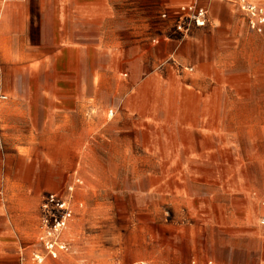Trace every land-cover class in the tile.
Masks as SVG:
<instances>
[{
  "label": "crops",
  "instance_id": "1",
  "mask_svg": "<svg viewBox=\"0 0 264 264\" xmlns=\"http://www.w3.org/2000/svg\"><path fill=\"white\" fill-rule=\"evenodd\" d=\"M251 1L264 6V0ZM192 2L208 9L209 22L181 36L173 18L181 6ZM164 10L166 17L161 18ZM181 47L183 56L197 60L199 69L205 63L222 69L209 56L219 61L228 57L230 87L237 85L239 69L245 70L242 74L249 80L259 76L250 70L259 68L264 87V23L257 24L228 1L0 0V93L37 94L42 99L51 95V105L46 100L31 105L24 97L21 105L14 101L0 105V224L6 227L0 228V237L23 239L26 245L19 259L28 263L39 247L40 205L49 192L39 201L47 187V157L53 158L50 173L60 175L66 166L63 159H75L79 151L71 114L87 105H61L57 95L93 94L95 77L100 76L95 73V61L102 63L100 69L110 70L113 78L119 74L109 63L130 69L148 61L151 72L171 70L186 77L188 86L205 91L206 80L200 78L207 75L199 70L203 77H198L191 64L178 58ZM162 52L166 56L157 61ZM238 61H244L245 68H239ZM131 79L136 82L135 75ZM156 85L145 82L139 93H157V100L163 89ZM122 87L123 92H135L131 82ZM183 102L184 97L179 103ZM85 124L87 135L92 130L88 129L90 119L85 118ZM262 170L261 186L248 188L241 212L230 205L224 214L204 213L194 232L185 222L173 219L166 229L171 244L150 247L148 256L135 255L128 264H264V164ZM194 234L200 237L197 244Z\"/></svg>",
  "mask_w": 264,
  "mask_h": 264
},
{
  "label": "rangeland",
  "instance_id": "2",
  "mask_svg": "<svg viewBox=\"0 0 264 264\" xmlns=\"http://www.w3.org/2000/svg\"><path fill=\"white\" fill-rule=\"evenodd\" d=\"M177 55L192 65V73L199 75L200 70L207 75L200 78L206 80L205 91L188 86L186 77L171 70L151 72L148 61L130 69L119 62L109 63L118 78L95 61V73L100 76L95 77L93 94L57 95L61 105H87V109L80 106L71 114L77 130V157L63 159L66 166L60 175L50 173L53 158L47 157V187L39 201L44 192L64 195L71 187L74 197L73 218L65 234L67 249L57 258L47 256L43 264H128L135 255L148 256L150 247L170 245L172 238L166 229L173 219L185 222L194 232L204 213L224 214L231 210L230 205L241 212L248 188L261 186L263 71L252 68L259 76L247 80L242 74L245 70L239 69L237 85L230 87L228 57L219 61L209 56L222 69H214L210 63L199 69L197 60L183 56L182 47ZM165 56L162 52L156 59ZM237 65L245 68L246 63L238 61ZM149 81L163 89L157 100V93H139L140 85ZM124 82H131L135 92H123ZM50 96L23 95L31 105L44 100L51 105ZM23 97L0 93V105L11 101L21 105ZM85 118L91 122L88 129L92 128L87 135ZM38 224L39 219L36 230ZM2 227L6 228L0 224ZM197 235L192 238L194 244L199 243ZM23 242L0 237V264H17L24 254Z\"/></svg>",
  "mask_w": 264,
  "mask_h": 264
},
{
  "label": "built area",
  "instance_id": "3",
  "mask_svg": "<svg viewBox=\"0 0 264 264\" xmlns=\"http://www.w3.org/2000/svg\"><path fill=\"white\" fill-rule=\"evenodd\" d=\"M227 1L237 4L257 24L264 23L263 5L251 0ZM208 22V9L196 2L181 6L173 18L174 28L181 36H187L194 27H203ZM73 191L71 187L68 191L69 196L57 192H49L44 196L40 205V230L37 236L39 247L32 253L28 263L20 258L17 264H43L47 256L57 258L62 251L67 249L64 234L73 218Z\"/></svg>",
  "mask_w": 264,
  "mask_h": 264
},
{
  "label": "bare ground",
  "instance_id": "4",
  "mask_svg": "<svg viewBox=\"0 0 264 264\" xmlns=\"http://www.w3.org/2000/svg\"><path fill=\"white\" fill-rule=\"evenodd\" d=\"M75 184H76V181H75ZM78 184V183H77ZM74 189V188H73ZM73 194H74V191H73ZM68 196L70 195V193L68 192L67 194ZM72 197H74V195H72ZM69 229V226L67 227V229L65 230V232Z\"/></svg>",
  "mask_w": 264,
  "mask_h": 264
}]
</instances>
